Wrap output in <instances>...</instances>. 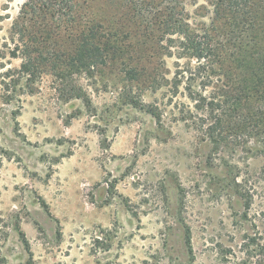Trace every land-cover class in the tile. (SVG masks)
I'll use <instances>...</instances> for the list:
<instances>
[{"label": "rangeland", "instance_id": "1", "mask_svg": "<svg viewBox=\"0 0 264 264\" xmlns=\"http://www.w3.org/2000/svg\"><path fill=\"white\" fill-rule=\"evenodd\" d=\"M44 1L0 0V264H264L251 123L211 143L218 111L175 86L177 54L130 37L104 63L97 39L46 32Z\"/></svg>", "mask_w": 264, "mask_h": 264}, {"label": "trees", "instance_id": "2", "mask_svg": "<svg viewBox=\"0 0 264 264\" xmlns=\"http://www.w3.org/2000/svg\"><path fill=\"white\" fill-rule=\"evenodd\" d=\"M94 1L45 0L31 9L48 14L43 23L48 34L65 31L83 44L97 39L105 49L104 63L113 59L114 51L122 52L124 39L130 37L142 46L141 53L157 45L166 56L177 54L175 86L187 84L197 103L218 111L205 138L219 143L235 130L232 119H244L260 135L264 153V0H106L125 9L115 15L116 21L92 13ZM51 16L54 23H48ZM124 16L129 23L121 21ZM26 29L21 23V33Z\"/></svg>", "mask_w": 264, "mask_h": 264}]
</instances>
